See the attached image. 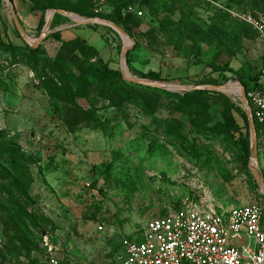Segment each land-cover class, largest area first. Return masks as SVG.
<instances>
[{"label":"rangeland","instance_id":"rangeland-1","mask_svg":"<svg viewBox=\"0 0 264 264\" xmlns=\"http://www.w3.org/2000/svg\"><path fill=\"white\" fill-rule=\"evenodd\" d=\"M12 1L31 41L44 26L33 6L48 7L44 21L52 2L84 18L118 23L124 15V8L116 11L119 0ZM1 2L0 40L24 47L9 5ZM132 2L142 15L128 17L125 30L134 41L125 58L131 76L153 71L160 81L230 84L231 92L206 90L208 96L180 100L118 81L130 98L91 85L75 103L65 96L58 115L43 82L60 84L62 74L87 71L99 60L120 71L122 37L107 25L53 16L37 60L0 49V201L14 212L0 210V264H45L51 255L67 264H120L123 237L143 239L150 219L177 213L183 202L264 205L248 168L250 154L243 165L238 137L246 128L236 110L243 109L239 76H260L264 87L263 40L241 19L264 20V0ZM55 31L59 38L50 36ZM212 64L230 71L212 72ZM263 140H256V169L264 185ZM15 169L30 199L12 190L19 212L3 188L17 178ZM19 219L31 233L25 239L17 232Z\"/></svg>","mask_w":264,"mask_h":264},{"label":"built area","instance_id":"built-area-1","mask_svg":"<svg viewBox=\"0 0 264 264\" xmlns=\"http://www.w3.org/2000/svg\"><path fill=\"white\" fill-rule=\"evenodd\" d=\"M125 12L142 15L131 4ZM241 19L253 27L264 44V20ZM245 97L252 116L263 124L264 93L248 90ZM260 134L264 139V130ZM263 216L264 205L246 204L226 209L183 202L177 213L150 219L143 239L123 237L125 255L120 264H264ZM47 247L50 253L52 246ZM45 264L66 263L51 255Z\"/></svg>","mask_w":264,"mask_h":264},{"label":"trees","instance_id":"trees-1","mask_svg":"<svg viewBox=\"0 0 264 264\" xmlns=\"http://www.w3.org/2000/svg\"><path fill=\"white\" fill-rule=\"evenodd\" d=\"M10 2L13 3L12 0H10ZM129 4L135 5L132 2V0H119V3L117 4V7H116L117 8L116 11L119 15L121 8L122 9L124 8V15L122 17L119 15L118 23L113 22L115 25L122 28L124 31L125 30L129 31V26H128V19L129 18L128 17L139 18L138 16H136L133 13L125 12V8ZM1 6H2V2L0 0V9H1ZM52 8L53 9L66 10L65 6H61L58 3H54V2H52ZM82 8L85 10L87 9L85 7H82ZM47 9H48V7H46L44 5L33 6L31 8V10H40L41 11V15H40L39 20H38L39 28H41L45 22L44 21V13ZM70 10L75 12V13H79L83 16L88 15L86 12H83L79 9L71 8ZM228 14L231 15L230 12ZM59 18L62 19L64 17L60 14H55L53 19L57 20ZM244 23L250 27V25L248 23H246V22H244ZM50 36L53 38H59L60 32L55 31V32L51 33ZM38 48H39V46H38ZM38 48L33 49V48L29 47L28 45H25L24 47H18V46L13 45L9 42H3L0 40V49L2 51L21 52L30 61L37 60L39 58ZM262 56L264 57V54ZM126 64L128 65L129 62L126 61ZM210 66L212 68V72H218L219 74L226 72V71H230L227 64H224L223 66L212 64ZM263 72H264V69H263ZM141 77L142 78H148L151 80H157V79H159V73L150 71L146 74H141ZM259 77L260 76H254V77H248V79H244V77L239 76L238 78H239V81L241 82V85L244 87L245 92H247L248 90H254L255 89V90H259V91L264 93V87L262 86V84L258 80ZM59 79H60V84L54 83V81L51 79L43 82V87L45 89H47L48 92L52 96L50 102H51V105L53 107V110L58 115H60V113H61L60 102L65 101L64 100L65 96L67 97V100L70 103H75L76 98H85L86 97L87 92H88V87L91 85H96L105 91L119 93L121 95H126L127 98H130V95L127 94V91L124 90L123 87L117 83L118 81H124L122 79L120 71L109 68L107 63L102 62L100 60L98 61V66H96L92 69H89L87 71H81V73H79V74H73V73H68L67 75L62 74V76H60ZM129 85L132 87H135V88L144 89V90L149 91V92L161 93V94H165L168 96H173V97L180 99V100L187 99L191 95L208 96L210 93L209 91H192V92H186L183 95H180L177 93H170V92L165 91V90H158L155 88L144 87V86L132 84V83H130ZM236 110L242 116V119L244 121V127L246 128V131L244 134H242L241 132L239 133L238 143L240 144L242 157L244 159L243 165L245 166V168H247V162H248L247 158L250 154L249 129H248L247 117H246L244 110L240 109V107L236 108ZM253 120H254V126H255V131H256V138H257V142H258V136L261 135L260 132L264 130V123L263 124L258 123L254 114H253ZM232 126L236 132H239L240 128L238 127V125L232 123ZM168 132L171 135L176 136V133L173 132L172 130L168 131ZM15 172L17 173V178L15 180L10 181L7 185H4L3 188L5 189L6 193L9 195L10 201L15 205L16 211L19 212L20 206L17 205L16 202L14 201V197H13L14 194L12 193V190L17 192L19 195H22V197H24V199H26L28 201L30 199L25 192V186L27 183L26 180L22 177L21 174L19 175L18 169H15ZM0 210H8L12 214L14 213L12 211L11 207H7L1 201H0ZM23 214L26 215V213H23ZM28 217H30V216L28 215ZM25 230H26V226H25L24 222L21 220L18 221L17 232L19 233V235L21 236L20 238H22V239L23 238L25 239V238H27L28 235L29 236L31 235V233L25 232ZM61 262H63V261H61Z\"/></svg>","mask_w":264,"mask_h":264},{"label":"water","instance_id":"water-1","mask_svg":"<svg viewBox=\"0 0 264 264\" xmlns=\"http://www.w3.org/2000/svg\"><path fill=\"white\" fill-rule=\"evenodd\" d=\"M6 3L10 7V12L12 15L13 23L15 26V29L18 33V35L21 37V39L24 41L26 45L29 47L36 49L38 46L41 44V42L46 38L48 35V30L50 28L51 20L55 14H60L62 16L70 18L74 23L76 24H82V25H87V24H93V23H100L103 25H107L111 28H113L123 39L124 41V46L121 49L120 53V73L122 76V79L128 83L132 84H137L141 85L144 87H150V88H155L158 90H166V91H177V90H183L184 92H192V91H206V90H215V91H227L230 88V84H223V85H196V86H181V85H176L160 80H150V79H143V78H136L130 75L127 65H126V54L128 51H130L133 48L134 41L133 39L120 27L115 25L114 23L104 20V19H98V18H84L81 16H78L74 13H70L66 10L62 9H50L49 11L46 12L45 15V22L44 26L38 36V38L35 41H31L24 33L22 30L20 23L18 21V18L16 16L15 10L13 8L12 3L10 0H5ZM237 91L239 94V99L240 102L243 106V110L246 114L247 117V123H248V129H249V143H250V160L248 162V168L252 172L254 179L260 189V191L264 195V185L261 180V177L256 169V131H255V126H254V120L253 116L250 112L248 102L245 97V90L244 87L239 84L237 86ZM72 159V158H70ZM253 161H255V164H253ZM45 233L43 232L42 235Z\"/></svg>","mask_w":264,"mask_h":264},{"label":"bare ground","instance_id":"bare-ground-1","mask_svg":"<svg viewBox=\"0 0 264 264\" xmlns=\"http://www.w3.org/2000/svg\"><path fill=\"white\" fill-rule=\"evenodd\" d=\"M230 88H231V87H230ZM230 88H229V89H230ZM229 89H228V90H229ZM228 90H227V91H228ZM228 92H231V91H228ZM254 162H255V161H253V163H254Z\"/></svg>","mask_w":264,"mask_h":264},{"label":"crops","instance_id":"crops-1","mask_svg":"<svg viewBox=\"0 0 264 264\" xmlns=\"http://www.w3.org/2000/svg\"><path fill=\"white\" fill-rule=\"evenodd\" d=\"M124 238H127V237H124ZM128 239H130V238H128ZM139 240V239H138Z\"/></svg>","mask_w":264,"mask_h":264}]
</instances>
